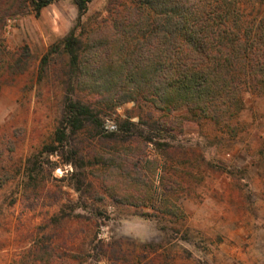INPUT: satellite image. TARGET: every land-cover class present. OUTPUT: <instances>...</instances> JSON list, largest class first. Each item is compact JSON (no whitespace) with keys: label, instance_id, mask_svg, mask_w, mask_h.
<instances>
[{"label":"rangeland","instance_id":"374dc122","mask_svg":"<svg viewBox=\"0 0 264 264\" xmlns=\"http://www.w3.org/2000/svg\"><path fill=\"white\" fill-rule=\"evenodd\" d=\"M139 1L95 0L80 25L74 0L39 15L31 1L15 2L6 52L26 47L31 58L17 76L0 67V264H264V95L243 90L237 114L217 124L142 97L110 110L104 88L73 79L75 97L102 112L101 138L125 121L137 134L117 145L86 131L53 144L67 61L53 54L43 66V57L73 29L85 42L113 34ZM226 2L250 19L264 14V0ZM157 120L165 129L150 127ZM100 242L135 256L96 258Z\"/></svg>","mask_w":264,"mask_h":264},{"label":"trees","instance_id":"16d2710c","mask_svg":"<svg viewBox=\"0 0 264 264\" xmlns=\"http://www.w3.org/2000/svg\"><path fill=\"white\" fill-rule=\"evenodd\" d=\"M16 1L3 0L0 5V67L17 76L26 71L31 55L26 47L19 57L6 52L4 32L7 18L19 13ZM29 1L39 15L54 0ZM94 1L74 0L78 25ZM201 1L140 0L135 9L119 19L113 34L97 31L85 42L73 29L61 45L52 46L42 65L57 54L67 61L64 66L68 76L62 121L53 144L64 148L86 131L93 138H107L117 145L137 134V125L125 121L115 132L104 131L107 134L101 138L105 129L102 112L75 97L73 79L77 83L80 78L81 82L84 78L92 80L104 88L100 94L110 110L142 97L158 109L171 112L185 107L189 113L217 124L237 114L243 90L264 95V14L250 19L249 14L226 0L220 4ZM154 14L155 22L146 25L144 18ZM18 68L21 72H16ZM161 120L153 121L150 127L161 131ZM151 137L147 138L150 142ZM54 145L47 151L51 155L60 149ZM74 153L79 155L78 150ZM96 251V258L119 259L118 255L127 257L129 253L135 256L134 251L123 252L103 242ZM138 258L143 261L145 256Z\"/></svg>","mask_w":264,"mask_h":264},{"label":"built area","instance_id":"2783aa9c","mask_svg":"<svg viewBox=\"0 0 264 264\" xmlns=\"http://www.w3.org/2000/svg\"><path fill=\"white\" fill-rule=\"evenodd\" d=\"M110 127V126H109ZM106 128H108V127H106ZM109 129V128H108Z\"/></svg>","mask_w":264,"mask_h":264}]
</instances>
